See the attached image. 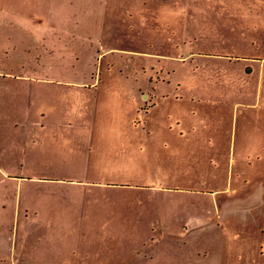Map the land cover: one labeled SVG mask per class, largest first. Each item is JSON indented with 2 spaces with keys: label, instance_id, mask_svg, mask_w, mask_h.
I'll return each mask as SVG.
<instances>
[{
  "label": "crops",
  "instance_id": "0c3cea01",
  "mask_svg": "<svg viewBox=\"0 0 264 264\" xmlns=\"http://www.w3.org/2000/svg\"><path fill=\"white\" fill-rule=\"evenodd\" d=\"M33 60L24 59L21 71L0 72V264H60L66 239L76 251L71 264H80L81 252L82 264H101L97 239L126 224L146 225L147 231L176 192L189 195L193 210L186 224L219 218L215 195L226 186L217 184L224 174L215 160H229L232 171L233 157L232 149L228 156L212 150L230 142L215 139V127L205 134L204 123H214L204 113L216 119L218 111L204 106L211 100L204 89H180L173 59H106L104 74L96 71L99 59L82 74L50 72L48 59H35V67ZM259 62L261 83L264 59ZM244 87L215 92L240 98ZM251 105L260 113L258 86ZM254 117L258 123V113ZM188 164L181 174L188 182L178 183V166ZM205 201L211 203L206 214ZM43 224L53 228L43 231ZM65 224L76 225L74 232L59 229ZM130 250L123 262L136 253Z\"/></svg>",
  "mask_w": 264,
  "mask_h": 264
},
{
  "label": "rangeland",
  "instance_id": "374dc122",
  "mask_svg": "<svg viewBox=\"0 0 264 264\" xmlns=\"http://www.w3.org/2000/svg\"><path fill=\"white\" fill-rule=\"evenodd\" d=\"M24 59H34L33 67L35 59H48L50 72L80 74L93 71L92 59H99L96 71L103 74L106 59H173L169 65L180 89H204V98L211 99L204 106L218 111L216 119L204 113L214 123H204V132L215 127L209 129L215 139L230 142L212 150L228 156L232 149L233 157L232 171L229 160L214 159L224 174L217 184L226 186L215 195L220 205L214 223L186 224L193 210L189 195L176 192L167 208L162 205V219L147 231L146 225L126 224L116 235L107 232L105 240L97 239L101 264H264V78L260 83L258 69L264 59V0H0V72L23 70ZM236 73L242 79L231 81ZM230 84L247 90L240 98L215 92ZM256 86L260 113L251 105ZM229 98L243 104L223 102ZM257 113L260 123L254 122ZM191 166H178V183L188 182L181 174ZM209 205L204 202V214ZM73 226L59 229L68 232ZM64 243L59 263L71 264L76 251L71 240ZM130 249L136 253L123 262Z\"/></svg>",
  "mask_w": 264,
  "mask_h": 264
}]
</instances>
